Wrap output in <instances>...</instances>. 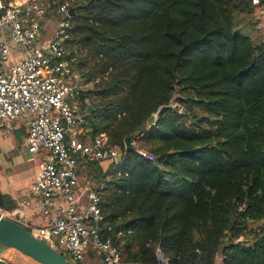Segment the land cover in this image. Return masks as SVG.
Masks as SVG:
<instances>
[{
	"label": "trees",
	"instance_id": "obj_1",
	"mask_svg": "<svg viewBox=\"0 0 264 264\" xmlns=\"http://www.w3.org/2000/svg\"><path fill=\"white\" fill-rule=\"evenodd\" d=\"M51 1L55 15L71 0ZM73 8L66 47L87 85L84 126L122 153L85 171L121 264H158L157 255L166 264H264V0ZM85 262L99 264V254Z\"/></svg>",
	"mask_w": 264,
	"mask_h": 264
},
{
	"label": "built area",
	"instance_id": "obj_2",
	"mask_svg": "<svg viewBox=\"0 0 264 264\" xmlns=\"http://www.w3.org/2000/svg\"><path fill=\"white\" fill-rule=\"evenodd\" d=\"M90 1L57 3L52 15L49 9L55 1L0 0V126L10 132L17 119L26 120L27 152L42 154L32 192L42 200L49 225L29 226L20 210L13 216L0 211V216L19 223L74 262L85 261L89 251H95L101 264H121L119 250L102 234L100 195L91 188L77 191L81 166L93 160L116 163L104 134L90 143L78 138L86 115L79 99L87 85L74 70L76 56L66 47L71 28L68 11L74 3ZM52 22L53 33L44 38L42 32ZM138 154L154 160L144 151ZM157 258L166 264L161 255Z\"/></svg>",
	"mask_w": 264,
	"mask_h": 264
},
{
	"label": "crops",
	"instance_id": "obj_3",
	"mask_svg": "<svg viewBox=\"0 0 264 264\" xmlns=\"http://www.w3.org/2000/svg\"><path fill=\"white\" fill-rule=\"evenodd\" d=\"M43 32V37L46 36ZM88 108V106H87ZM85 108L86 112L89 111ZM91 109V108H90ZM89 129L84 126L78 130V138L83 143L92 141ZM28 133L26 120L22 117L13 123V129L5 132L0 126V193L3 196L4 205L7 200L15 205L14 210L1 212L13 216L16 211H22L23 221L33 228H42L49 225V217L42 214V200L35 196L32 188L36 182L39 171V163L42 154H29L25 145ZM87 165L81 166V171L85 172ZM85 188H91L86 180L83 184L78 182L77 191L80 193ZM86 200L83 198L82 200ZM0 264H39L30 258L22 255L14 249L5 250L0 254ZM100 264V257H99Z\"/></svg>",
	"mask_w": 264,
	"mask_h": 264
},
{
	"label": "water",
	"instance_id": "obj_4",
	"mask_svg": "<svg viewBox=\"0 0 264 264\" xmlns=\"http://www.w3.org/2000/svg\"><path fill=\"white\" fill-rule=\"evenodd\" d=\"M68 15H75L74 8H70ZM88 106L87 112H92ZM158 113L151 115L146 125L152 127L157 119ZM133 147L132 137L124 140L125 151H129ZM115 160H121L122 153L118 148H114ZM4 205L3 196L0 193V209ZM14 249L22 255L30 258L39 264H70L67 259L56 249L49 246L44 240L36 238L28 230L7 218L0 216V254L5 250Z\"/></svg>",
	"mask_w": 264,
	"mask_h": 264
},
{
	"label": "rangeland",
	"instance_id": "obj_5",
	"mask_svg": "<svg viewBox=\"0 0 264 264\" xmlns=\"http://www.w3.org/2000/svg\"><path fill=\"white\" fill-rule=\"evenodd\" d=\"M52 19V18H51ZM50 21V20H49ZM53 21V20H52ZM53 30H54V23L52 22L47 28L46 30H44L43 32H45L44 34H46V36H44V38H48L50 37V35L53 33ZM42 32V33H43ZM89 87V85H88ZM87 88V87H86ZM175 106V105H173ZM79 180H80V183H84L86 181V173L81 171V173L79 174ZM65 259H67V261L70 263V264H86L85 261L83 262H74L70 259V257L68 255H64ZM159 264V263H158Z\"/></svg>",
	"mask_w": 264,
	"mask_h": 264
}]
</instances>
